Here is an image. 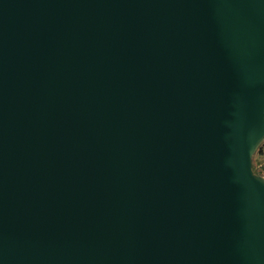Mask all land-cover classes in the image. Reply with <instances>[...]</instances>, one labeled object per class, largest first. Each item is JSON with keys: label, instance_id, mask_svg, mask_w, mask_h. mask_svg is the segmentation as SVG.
<instances>
[{"label": "water", "instance_id": "1", "mask_svg": "<svg viewBox=\"0 0 264 264\" xmlns=\"http://www.w3.org/2000/svg\"><path fill=\"white\" fill-rule=\"evenodd\" d=\"M264 0H0V264H264Z\"/></svg>", "mask_w": 264, "mask_h": 264}, {"label": "rangeland", "instance_id": "2", "mask_svg": "<svg viewBox=\"0 0 264 264\" xmlns=\"http://www.w3.org/2000/svg\"><path fill=\"white\" fill-rule=\"evenodd\" d=\"M259 164L263 165L260 166ZM253 167L258 174L264 176V141L261 143L253 157Z\"/></svg>", "mask_w": 264, "mask_h": 264}, {"label": "crops", "instance_id": "3", "mask_svg": "<svg viewBox=\"0 0 264 264\" xmlns=\"http://www.w3.org/2000/svg\"><path fill=\"white\" fill-rule=\"evenodd\" d=\"M260 166H262L263 164H259Z\"/></svg>", "mask_w": 264, "mask_h": 264}]
</instances>
